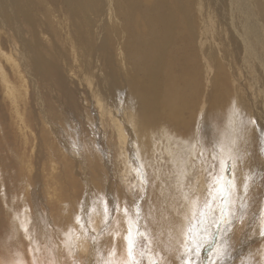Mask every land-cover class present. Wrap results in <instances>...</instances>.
<instances>
[{
	"label": "rangeland",
	"instance_id": "374dc122",
	"mask_svg": "<svg viewBox=\"0 0 264 264\" xmlns=\"http://www.w3.org/2000/svg\"><path fill=\"white\" fill-rule=\"evenodd\" d=\"M148 1L19 0L28 16L0 11V253L264 264V25L241 48L226 15L239 16L217 0ZM159 1L177 30L159 70L178 89L140 136L146 71L132 47L154 40Z\"/></svg>",
	"mask_w": 264,
	"mask_h": 264
},
{
	"label": "bare ground",
	"instance_id": "6f19581e",
	"mask_svg": "<svg viewBox=\"0 0 264 264\" xmlns=\"http://www.w3.org/2000/svg\"><path fill=\"white\" fill-rule=\"evenodd\" d=\"M76 1H77L78 9H81L83 7L86 8V5H90V4L94 5V3L96 2V0H76ZM145 1H148V0H145ZM192 1L193 0H191L190 2H192ZM148 3H150V2L148 1ZM145 4H146V2H145ZM214 4L222 12H224V11H230L231 12L232 11V12H234L235 14H237L239 16V18H235L236 16L233 17L232 13L230 15H228L229 13L226 15V16L234 18L239 24L240 30L237 31V32H235V30H234V33L232 34V37H234V43H238L241 46V48H247L248 49L249 48V44L252 47L254 42L256 41L257 36L259 35V33H258L259 32L258 31L259 25H264V0H217ZM133 6L134 5L132 4V2L131 3L129 2L128 5H127L126 10L128 12V15H127L128 18L132 17V15H129V14L131 13V11H133ZM11 7L13 9V13L14 12H17L16 14L25 13V15L28 16L27 10L20 5L19 0H3V1L0 0V11H1L2 15H6V16L9 17V13H10L9 8H11ZM93 7H95V6H93ZM229 8H232V9H229ZM166 9L167 8L165 7V3L163 1H159L158 2L157 12L159 10V12L161 13L162 16H160V18H157V19H159L158 23L160 22V25L158 27V30H156V32H154L156 38L154 37V40L152 41V43H148L147 46L144 49H141V47H140V44H141L140 42L141 41L136 43L137 45H133L134 48L132 47L133 52L138 55V58H139V61H140V63L138 64L139 67L142 70L146 71V73L144 75H146L145 89H146V93H147L148 102H146L144 113L136 115L137 119H138V124L137 125H138V132H139L140 136L149 135L151 133V129L153 128L154 121L158 120L160 118V116H158V115L155 116L152 113V108L154 109L155 107H158L157 111H159L160 107H165V106H161V103L164 102L163 98L164 97L168 98V95L173 91L174 88L178 89L177 87H174L175 84H174L173 80L171 79V77L169 75H166L167 73H162V71L159 70L160 68H163V66H164V63L162 62V60H165V58H164L165 46H169V44L172 42V38L174 39L175 33H177V30L175 31V27H176L175 26V17L172 16V12L171 11H168V10L166 11ZM186 11H188V10H186ZM21 16H22V14H21ZM12 17L14 18V16H12ZM12 17H11V20H12ZM17 17H19V16H17ZM255 17H257V19H260V20L256 19L257 21L255 20L254 23H253V18H255ZM32 19H33V17L30 19V21ZM222 19H224L225 23L231 27V25L229 23L232 20L230 18L222 17ZM176 23H178V22H176ZM179 25H181V24H179ZM31 31H32V29H31ZM176 37H178V36H176ZM156 39H157V42H156ZM184 39L186 40V38H184ZM245 39L248 42H246ZM106 40L108 41L107 38H106ZM152 44H154L153 49H152ZM161 44L164 47L161 46ZM108 47H109V45H108ZM255 47H253V49ZM138 53H140V54H138ZM136 54H135V58L137 57ZM40 57L45 59L44 57L41 56V54H40ZM43 59H40V68H41V70L46 65V61H44ZM189 60H190V56H189ZM108 63H111V62H108ZM171 63H172V61L169 62V64H171ZM148 68H149V70H148ZM169 68H170V66H169ZM166 69H168V67ZM192 71H193V69H192ZM192 71L190 73H192ZM109 74L111 75V78L113 80H114L115 76H116V78H118L120 76L118 74V77H117V72L115 70H112ZM170 75H171V73H170ZM122 81H124V80H122ZM130 81L131 82L133 81V84H134V80L133 79L130 80ZM184 81L186 83H189L187 78L184 79ZM184 81H183V83H184ZM116 83H118V82H116ZM177 83H179V82H177ZM192 84H194V83H192ZM176 85L179 86V84H176ZM187 85H186V87H187ZM183 87L185 88V85ZM179 88H181V87H179ZM182 88L180 89L181 91H182ZM184 88H183V90H184ZM187 88L190 89V87H187ZM109 89L111 90V88H109ZM143 90H144V88H143ZM165 91H166V93L164 95ZM185 91H186V89H185ZM190 91H192V90L190 89ZM193 91H195V90H193ZM196 91H197V89H196ZM174 92H176V90H174ZM183 92L184 91H182V93ZM158 93H160V94H158ZM171 94H173V93H171ZM188 94H189V92H188ZM190 97L191 96H189V98ZM195 98H197V95H196ZM173 99H175V98H173ZM173 99H172L173 103H172V101L170 103H172V105L174 107L175 106L177 107V106H179L181 104V107L183 108L185 106V104L187 103V102H184L183 99H182L181 103L178 102L179 105H174V103L176 104V102H174ZM188 100L191 101L192 99H188ZM176 101H177V99H176ZM179 101H180V99H179ZM194 101H196V100H194ZM193 102H191V104H194ZM218 105L220 106L219 103L218 104L215 103L213 106L215 107V106H218ZM146 108L150 109L151 111L146 110ZM165 109H166V107H165ZM172 109H174V108H172ZM214 110H215V113H218V116H221L222 113L218 110V107H216V109H214ZM155 117H156V119H155ZM185 127H187V125ZM35 261L38 264L37 259L36 258L34 259V257L31 256L28 252H26L25 255H22L21 253H16L15 251L12 252V253H9V252L3 253V251H2L0 253V264H35ZM51 262H52V264H57V263H54V260H51ZM51 262L48 261V260H45L46 264H51Z\"/></svg>",
	"mask_w": 264,
	"mask_h": 264
}]
</instances>
